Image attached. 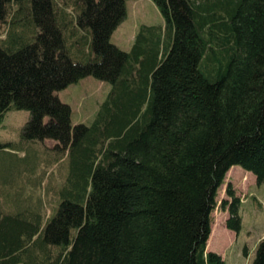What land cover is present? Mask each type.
<instances>
[{
	"label": "trees",
	"instance_id": "1",
	"mask_svg": "<svg viewBox=\"0 0 264 264\" xmlns=\"http://www.w3.org/2000/svg\"><path fill=\"white\" fill-rule=\"evenodd\" d=\"M151 1L163 24L125 52L126 0H0V118L27 111L20 139L68 158L54 205L0 192V264H225L207 251L218 190L234 166L264 182V0ZM87 77L111 89L72 125L57 93Z\"/></svg>",
	"mask_w": 264,
	"mask_h": 264
},
{
	"label": "rangeland",
	"instance_id": "2",
	"mask_svg": "<svg viewBox=\"0 0 264 264\" xmlns=\"http://www.w3.org/2000/svg\"><path fill=\"white\" fill-rule=\"evenodd\" d=\"M125 7L126 17L112 34L110 42L120 50L129 52L141 25H162L163 19L151 0H126ZM87 36L85 31L79 30L73 40L88 53ZM110 89L107 82L87 77L59 91L57 95L61 102L70 107L72 125L89 126ZM28 118L27 111H10L0 118V142L11 144L9 148L0 150V192L10 189L8 195L13 196L22 189L19 194L26 205L29 200L35 203L40 199L46 206L51 200V206L55 204L56 191L67 177L68 158L52 150V142L22 141L20 131ZM232 174L225 176L224 184L217 193V206L211 215L214 225L212 239L207 251L223 255L225 264H251L256 247L264 237V182L251 186V195L244 204L240 203L241 231L236 233L238 237L231 238L226 234L229 230L225 227L229 215L220 208V204L227 199L225 189L228 184H231L236 195L234 184L229 181Z\"/></svg>",
	"mask_w": 264,
	"mask_h": 264
},
{
	"label": "crops",
	"instance_id": "3",
	"mask_svg": "<svg viewBox=\"0 0 264 264\" xmlns=\"http://www.w3.org/2000/svg\"><path fill=\"white\" fill-rule=\"evenodd\" d=\"M232 172H233V174H232ZM230 173L232 174V177H231L232 179L231 180L229 179V181L232 184H234L236 195L238 194V197L240 196V203L242 205L247 201V197L251 195V193H250L251 192L250 191L251 186L256 185L255 177L252 173L246 172L243 169L242 170L237 169L235 167L230 168V170L227 172L226 176H228ZM232 180H234V182ZM239 193H241V194L239 195ZM226 234L231 238H236V237H238L239 233L236 234L235 232L229 230V231H227ZM221 257L224 260L223 255H221ZM224 263H225V261H224Z\"/></svg>",
	"mask_w": 264,
	"mask_h": 264
}]
</instances>
